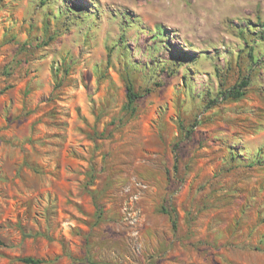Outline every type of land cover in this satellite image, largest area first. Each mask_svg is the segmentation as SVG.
Segmentation results:
<instances>
[{
  "label": "rangeland",
  "instance_id": "rangeland-1",
  "mask_svg": "<svg viewBox=\"0 0 264 264\" xmlns=\"http://www.w3.org/2000/svg\"><path fill=\"white\" fill-rule=\"evenodd\" d=\"M263 24L264 0H0V264H264Z\"/></svg>",
  "mask_w": 264,
  "mask_h": 264
},
{
  "label": "trees",
  "instance_id": "trees-1",
  "mask_svg": "<svg viewBox=\"0 0 264 264\" xmlns=\"http://www.w3.org/2000/svg\"><path fill=\"white\" fill-rule=\"evenodd\" d=\"M262 27H264V24H263ZM241 86L242 87H246V83L242 82ZM242 95L243 94L240 91L232 90V91L229 92V96L230 97H240ZM224 97H227V96L224 95ZM126 98H127V108H131L134 105V103L136 102V100L139 98V96L136 93H134L133 87L131 85L127 86ZM173 228L174 229L176 228L175 223H173ZM22 262H24L26 264H41L42 263L41 260L33 259V258H30V257L23 258Z\"/></svg>",
  "mask_w": 264,
  "mask_h": 264
}]
</instances>
